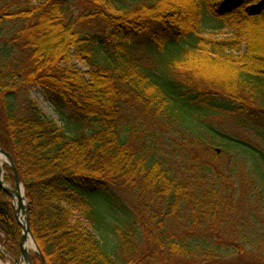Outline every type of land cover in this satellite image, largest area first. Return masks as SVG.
<instances>
[{"label": "trees", "instance_id": "16d2710c", "mask_svg": "<svg viewBox=\"0 0 264 264\" xmlns=\"http://www.w3.org/2000/svg\"><path fill=\"white\" fill-rule=\"evenodd\" d=\"M138 112L204 160L174 170L163 133L136 138ZM0 147L44 258L32 264H264V0H0ZM20 235L0 188L14 260Z\"/></svg>", "mask_w": 264, "mask_h": 264}, {"label": "rangeland", "instance_id": "374dc122", "mask_svg": "<svg viewBox=\"0 0 264 264\" xmlns=\"http://www.w3.org/2000/svg\"><path fill=\"white\" fill-rule=\"evenodd\" d=\"M10 1V0H9ZM226 31V29H224ZM223 31V32H224ZM222 34V32L220 33ZM78 68L82 70V72L85 71V68L82 65H78ZM31 97L38 102L41 110L48 116L53 117L57 122L58 116L56 113L52 110V108L45 102L43 95L40 92H37L35 90L31 91ZM155 120L153 118L143 115L138 112L136 115V120H132V118L128 121L129 123L131 122L132 124L137 126V135L136 138L141 137H149L152 136L154 138H160L159 132L163 133L162 138H164L166 141L163 140V142H160L157 146L158 149L160 150H166L167 153L171 152L169 163L173 166L174 170H180L183 171L182 168L187 167L190 168L192 161H190V155H198L201 157L202 150L200 149L199 151H196L197 145H194L193 142V136L192 138L187 135L184 131H178L177 128H175V124H173L172 127L167 128L164 127L162 130L160 129L161 126L156 122L154 123ZM209 123L217 130L229 135L236 137L238 139H241L243 141H246L250 144H252L255 147H263L261 142L253 135V133L237 126L234 122L229 120L226 117L219 116L214 118L213 120L209 121ZM158 124V125H157ZM174 128L176 131H174ZM177 132V133H176ZM157 143V141H154ZM187 143V146H184V148L188 147L187 153L183 150L182 144L181 143ZM188 143L190 144L188 146ZM191 145H192V152H191ZM202 148V147H201ZM182 149V150H181ZM190 151V152H189ZM203 157V155H202ZM201 157V158H202ZM203 159V158H202ZM204 160V159H203ZM3 175V174H2ZM5 175V173H4ZM116 192L118 195L126 202V203H134L135 202V196H133V193L126 191L122 188L116 189ZM108 241L110 240V237H107ZM32 248H30V252ZM20 258V257H19ZM16 259V260H19ZM12 257H10L7 253H5L3 247L0 245V262L2 264H15V261Z\"/></svg>", "mask_w": 264, "mask_h": 264}, {"label": "water", "instance_id": "95a60500", "mask_svg": "<svg viewBox=\"0 0 264 264\" xmlns=\"http://www.w3.org/2000/svg\"><path fill=\"white\" fill-rule=\"evenodd\" d=\"M218 151V150H217ZM0 157L4 159V162L10 167V169L12 170V176H13V180H14V184L12 187L8 186L6 183H4V181L2 180V164H0V188L12 199L13 201V206H14V213H15V219L18 222L20 228H21V237H20V258L19 260L15 261V264H20V262L22 261L23 264H32L31 260H30V255H29V251L26 249L25 244L27 241V238L29 237L34 249L33 251H35L36 253H38L41 256V259L44 261V258L42 257L39 248L37 247L31 231H30V227H29V207L28 204L26 202V199L23 196H20V189L22 188V184L20 181V178L18 176V173L14 167V163L12 160V157L5 152L1 147H0ZM15 200L17 201V203L15 202ZM23 200L25 202V205L23 204ZM21 212L24 216L25 219V225H22L19 221L18 218V213Z\"/></svg>", "mask_w": 264, "mask_h": 264}, {"label": "bare ground", "instance_id": "6f19581e", "mask_svg": "<svg viewBox=\"0 0 264 264\" xmlns=\"http://www.w3.org/2000/svg\"><path fill=\"white\" fill-rule=\"evenodd\" d=\"M0 160H2V159L0 158ZM19 193H20V196L22 197L23 195H22V190L21 189H20ZM15 202L17 203L16 200H15ZM23 204L25 205L24 200H23ZM18 218H19L20 223L22 225H25V219H24V216H23V214L21 212L18 213ZM25 247H26L27 250H29L30 248H34L32 242H31V240L29 238H27ZM0 264H2V263L0 262Z\"/></svg>", "mask_w": 264, "mask_h": 264}]
</instances>
